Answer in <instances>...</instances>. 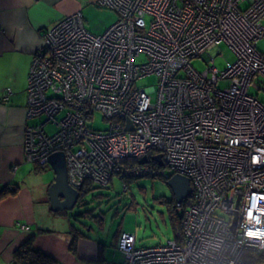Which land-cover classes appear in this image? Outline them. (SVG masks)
<instances>
[{
    "label": "built area",
    "instance_id": "built-area-1",
    "mask_svg": "<svg viewBox=\"0 0 264 264\" xmlns=\"http://www.w3.org/2000/svg\"><path fill=\"white\" fill-rule=\"evenodd\" d=\"M97 4L117 14L102 34L86 29L80 11L42 33L27 80L26 116L44 121L25 127L24 157L44 166L63 152L68 184L78 192L86 182L106 187L113 177L153 173L185 177L191 192L176 201L181 240L137 247L135 235L121 231L119 261L87 264H244L245 252L264 253V102L258 97L264 51L257 50L264 0ZM221 44L235 60L219 70L213 62ZM141 55L144 61L136 62ZM195 58L207 63L203 71L190 65ZM152 74L158 80L151 91L137 86ZM96 115L107 130L93 128Z\"/></svg>",
    "mask_w": 264,
    "mask_h": 264
},
{
    "label": "crops",
    "instance_id": "crops-1",
    "mask_svg": "<svg viewBox=\"0 0 264 264\" xmlns=\"http://www.w3.org/2000/svg\"><path fill=\"white\" fill-rule=\"evenodd\" d=\"M98 1L0 0V97L7 90L11 93L0 103V264H21L14 262V253L28 242L54 264L116 261V251L106 260L105 245L73 225L57 228L62 215L49 210L47 192L54 177L36 171L23 152L25 127L44 121L26 116L27 80L42 33L64 16L77 11L87 15L99 7ZM116 20L114 12L108 25Z\"/></svg>",
    "mask_w": 264,
    "mask_h": 264
},
{
    "label": "rangeland",
    "instance_id": "rangeland-1",
    "mask_svg": "<svg viewBox=\"0 0 264 264\" xmlns=\"http://www.w3.org/2000/svg\"><path fill=\"white\" fill-rule=\"evenodd\" d=\"M113 15L114 11L110 9L93 8L87 15L83 14L86 29L94 35L104 32L107 27H110L108 21ZM219 48L221 54L216 55L213 64L221 70L226 61L233 62L235 60V55L223 44ZM257 50L264 51V36L258 41ZM212 54H215V51ZM143 61V55L136 58L138 63ZM190 65L199 72L207 67L203 58L192 59ZM157 80L158 78L154 74L146 75L138 79L136 84L151 91L157 85ZM227 85L228 82L225 81L219 83L218 86L223 88ZM248 92L251 95L257 94L253 87ZM258 97L264 102V95L259 94ZM60 116L61 114L57 116V119ZM93 128L104 131L108 129V123L102 120L100 115H96ZM45 129L48 133H53L56 128L55 125L48 124ZM165 170L167 171V169ZM43 175L54 177L48 164L45 166ZM126 179L113 177L106 187L94 185L95 188L85 193L82 200L68 211L69 218L57 217V228L60 226L65 228L71 224L89 237L99 240L105 245L106 260H112L113 252L116 251L114 236L119 228L120 231L135 235L137 247L166 244L168 240L174 239L167 202H170L172 198L175 199V196L166 181L160 177L151 178L148 176L130 181ZM87 212L88 214L82 216ZM115 260H120L119 254Z\"/></svg>",
    "mask_w": 264,
    "mask_h": 264
},
{
    "label": "water",
    "instance_id": "water-1",
    "mask_svg": "<svg viewBox=\"0 0 264 264\" xmlns=\"http://www.w3.org/2000/svg\"><path fill=\"white\" fill-rule=\"evenodd\" d=\"M159 166L162 165L160 155L153 157ZM146 158H143L141 163L146 162ZM47 164L51 167L54 173L53 182L48 187V200L49 210L52 212L70 211L76 205L79 199V192L74 190L68 184L67 167L65 155L63 152H55L51 154L47 159ZM167 185L170 186L177 202L182 201L191 192L189 180L180 175H173L169 179L165 180ZM238 204L236 205V208ZM237 220V214L234 213L231 230H235V223Z\"/></svg>",
    "mask_w": 264,
    "mask_h": 264
},
{
    "label": "trees",
    "instance_id": "trees-1",
    "mask_svg": "<svg viewBox=\"0 0 264 264\" xmlns=\"http://www.w3.org/2000/svg\"><path fill=\"white\" fill-rule=\"evenodd\" d=\"M45 166L46 165H44V166L35 165L34 168L36 171L41 172V171L45 170ZM153 166H154V164H153ZM152 169L154 171L157 170V168L155 166ZM147 176L151 177V178L160 177V178L164 179V177L160 176L158 173H156V174L153 173V174H150ZM123 179H126V178H123ZM133 179H137V178H129L126 180L130 181ZM127 181H125V182H127ZM94 188H95L94 184H92L91 182H86L83 185V187H81L79 190V199H78L77 203L82 200V197L84 196L85 193H87L88 191H91ZM176 203H177L176 199H174V198H172V200H170V202H167V204L169 205L168 213H169L172 231L174 234V239L179 241V240H181V237L183 235L182 234V211L181 210L178 211V209L176 207ZM86 214H88V212L83 213L82 216H85ZM56 215H62V216L69 218L68 212H66V211L56 213ZM117 235H116V237H117ZM243 261H244V264H264V253H256V252L247 251L244 253ZM14 262L15 263H21V264H54V261H52L47 256L43 255L42 253H40L38 251H34L31 248L29 242L25 243L24 245H22L19 249H17L15 251Z\"/></svg>",
    "mask_w": 264,
    "mask_h": 264
}]
</instances>
